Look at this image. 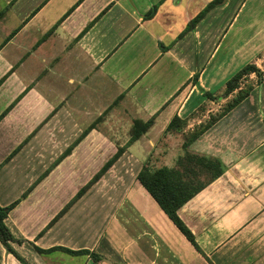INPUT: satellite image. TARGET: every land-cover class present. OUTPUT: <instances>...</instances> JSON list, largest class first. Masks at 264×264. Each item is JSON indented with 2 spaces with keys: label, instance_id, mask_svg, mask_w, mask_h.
I'll return each instance as SVG.
<instances>
[{
  "label": "crops",
  "instance_id": "0c3cea01",
  "mask_svg": "<svg viewBox=\"0 0 264 264\" xmlns=\"http://www.w3.org/2000/svg\"><path fill=\"white\" fill-rule=\"evenodd\" d=\"M250 63L262 81L242 78L246 98L177 147L170 120L187 119L190 131L236 94L223 95L227 81ZM96 86L122 96L123 116H155V168L176 167L186 151L221 161L178 210L194 242L137 179L149 163L135 149L145 135L53 221L129 140L113 137L115 107L75 143L100 116L88 104ZM16 200L5 219L15 237L101 255L13 242L31 264H264V0H0V205ZM0 261L23 264L1 241Z\"/></svg>",
  "mask_w": 264,
  "mask_h": 264
},
{
  "label": "trees",
  "instance_id": "16d2710c",
  "mask_svg": "<svg viewBox=\"0 0 264 264\" xmlns=\"http://www.w3.org/2000/svg\"><path fill=\"white\" fill-rule=\"evenodd\" d=\"M214 6V3L207 6L203 9L191 22L188 24L184 33L192 28L198 20L207 12V10ZM157 9V6L154 5L149 12L146 14V17H151ZM183 33V34H184ZM256 73L258 76L259 83L263 78V71L255 64H247L239 69L228 81L226 88L223 92V95L227 96L231 92L239 89L236 95L232 97L227 106L222 110V112L213 118V120L205 123L197 131L191 133L187 140L184 141V147L186 148L188 144L196 139L204 130H206L217 118L224 115L226 112L234 108L239 102H241L246 96L251 92L252 85H249L246 89L240 87L241 79L246 77L251 73ZM197 75L195 76V80ZM205 95L211 99H215V95L212 92H205ZM103 114L89 126L87 127L81 136L75 141L78 142L81 140L92 128L96 126L103 118ZM182 121V118L179 115H175L167 125V131H181L183 124H179ZM155 123V116H151L147 120L134 119L133 124L130 128V137L127 143L123 146H118L117 151L104 163V165L99 169L97 173L86 183L84 184L74 197L67 203V205L59 212V214L53 219V221L62 215L75 200L82 196L85 191L115 163V161L123 154L126 148L140 139L153 124ZM74 143V144H75ZM69 149L61 156L64 157L72 148ZM223 165L218 158H212L205 155L186 153L179 157L176 167L162 166L159 168H153L149 163H145L140 171L137 174V179L139 182L149 191L153 198L157 201L160 207L166 212V214L171 218V220L177 225V227L192 241L194 242V235L183 221V219L178 214L179 208L191 199L196 193H198L209 181L216 178L223 172ZM19 202V200L14 201L13 203L2 206L0 205V241L5 247V249L14 254L23 264H31L23 255H21L15 248L12 243H23L24 241L29 242L34 246V248L39 253H48L56 249L64 250L70 254H90L93 258L97 259L98 255L87 248L82 249H71L64 246H54L50 248H42L38 245H35L33 242L17 238L14 236L10 228L7 226L5 219L9 211ZM52 221V222H53ZM51 222V223H52Z\"/></svg>",
  "mask_w": 264,
  "mask_h": 264
},
{
  "label": "rangeland",
  "instance_id": "374dc122",
  "mask_svg": "<svg viewBox=\"0 0 264 264\" xmlns=\"http://www.w3.org/2000/svg\"><path fill=\"white\" fill-rule=\"evenodd\" d=\"M89 79H90V76L87 77V79H82V81H84V80L89 81ZM249 85H251V81L250 80L245 81L242 88L246 89ZM79 86L82 87V84ZM96 87L98 88V90L93 92V96H94L95 101H92V98L90 96L89 97L90 100H89L88 104L93 105V107L97 108L95 112H98V110H99L100 116L103 114H108L109 112L113 111L115 107H117V109H116L117 112H115V116L111 118L114 121V122L112 121L111 123H114L116 125L115 126L116 132L113 134V137L115 139H117V142H126V140L130 137L129 125H130V123L133 124V121H134V119L132 117V113H130V114L126 113L125 116L122 115L121 110L124 108V106L121 105V102H120V99L122 98V96H118L116 99L113 100L112 95L109 92H107V90L104 89V91H106V92H104L103 90L100 89V87H98V86H96ZM109 99H111V100H109ZM231 99L232 98H230L229 100L224 102L222 104V106H218L216 109H214L213 112H211L208 115V117L202 119V121L200 123H197L192 128H190V131L187 130L188 125H189L188 120L182 119V121L179 122V124H183L182 125L183 128H182V131H180L178 135L180 137V135L182 134L183 139L180 140V138H179L176 140L173 138L174 143H176L177 147L181 142H183V140L184 141L187 140L191 133L197 131L198 129H200V127L202 125H204L205 123H208L209 121L213 120V118L218 116L222 112V110L227 106V104L229 103V101ZM205 107L206 106L200 107V109L198 110L196 115L202 116L204 114L205 109H206ZM154 125H155V123L153 124V126ZM158 125H161V124H158ZM153 126H151L149 128V130L144 134L145 136H143L144 138H142V140H143L142 145L140 143V146H137V148H135V149H136V153L139 156H143L144 154H147L148 155L147 162H149L151 167L155 168L156 166H158L155 159H159V157H158L157 151L155 149H152L153 148L152 145H154V142H156L157 139L159 137H161V132L159 131L160 130L159 126H156V127L155 126L153 127ZM161 140H163V138H161ZM185 153H183V154H185ZM69 184H74V181H69ZM79 198H77V199H79ZM105 214H107V213H104L103 210H98L97 212H94L93 216H96L95 218L100 221V225H101L102 222L104 220H106ZM85 225H87V223H85ZM89 232H90V230L88 229L87 233H89ZM87 233L84 232V234H87ZM94 233H95V231L92 234H94ZM95 253L98 255V257H96L97 259H95V258L94 259L99 260L101 255L97 251H95Z\"/></svg>",
  "mask_w": 264,
  "mask_h": 264
}]
</instances>
